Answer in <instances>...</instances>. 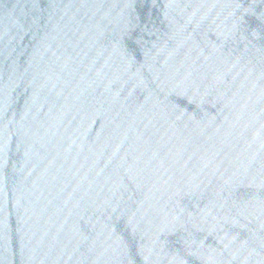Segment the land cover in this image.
<instances>
[{
  "label": "water",
  "instance_id": "95a60500",
  "mask_svg": "<svg viewBox=\"0 0 264 264\" xmlns=\"http://www.w3.org/2000/svg\"><path fill=\"white\" fill-rule=\"evenodd\" d=\"M0 264H264V0H0Z\"/></svg>",
  "mask_w": 264,
  "mask_h": 264
}]
</instances>
